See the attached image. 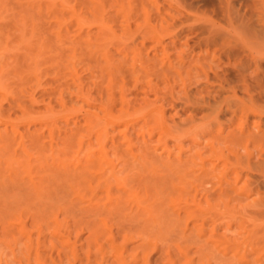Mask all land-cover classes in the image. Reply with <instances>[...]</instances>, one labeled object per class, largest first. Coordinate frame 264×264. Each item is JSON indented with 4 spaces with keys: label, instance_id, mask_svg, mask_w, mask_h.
Returning a JSON list of instances; mask_svg holds the SVG:
<instances>
[{
    "label": "bare ground",
    "instance_id": "6f19581e",
    "mask_svg": "<svg viewBox=\"0 0 264 264\" xmlns=\"http://www.w3.org/2000/svg\"><path fill=\"white\" fill-rule=\"evenodd\" d=\"M169 1V5H163L168 6V10L167 8L164 9L166 13H163V17H161L167 24L162 26L163 28L155 30H167L170 33L173 28L176 30L180 28L183 29V34L184 29L188 27L187 32L193 31L196 28L195 25L189 24V18L185 17L178 9L180 0H174L175 5L173 0ZM235 1L237 0H220L221 4H223L221 5L223 15L230 21L238 22V25L240 23L241 26L248 27L247 30L250 34L258 36L262 31L264 32V16L253 11L242 12L241 6L243 3L237 8ZM78 2L82 3L81 5L84 4L86 8L93 9L94 15L96 12L102 15V17L98 16L97 18L101 26H103V0H79ZM158 2L161 3L160 1ZM44 9L41 2L29 0L23 10L22 18L24 20H39L44 14ZM49 10L53 12L54 18L60 24L63 25L66 22V18L62 16L63 14L59 10L56 8ZM51 11L49 13H52ZM159 13L162 15L160 9ZM175 29H173L174 34L176 33ZM206 30L214 42L226 37L225 33L215 29L208 28ZM82 33L80 32L78 35L75 34L73 36L60 35L61 44L49 56V59L51 60L50 69L58 68L55 77L64 71L62 69H65L66 72H64L67 73L65 78L71 76L70 79L72 81L69 80V82L72 84L69 83L67 85L71 89L66 87L68 92L69 89L71 90L68 93L70 97L67 94L65 95H67L68 99H65L64 96L59 97L65 106H67L69 101L75 103L78 100H82L85 105L89 106L96 104L95 109L92 106L90 107L91 110L86 106V110L88 109L89 111L83 114L84 117L82 115L83 118L76 117L72 118V120L65 118L67 123L73 121L74 125L77 127L79 125L78 129L83 127L81 125L86 122L85 124L91 127L88 130H91L84 134L85 130H83V127V129L81 128L82 131L79 129L80 131L76 132V127L74 128L72 124L71 128L75 132L72 131L71 133L70 130L68 131L71 128H68L66 131L71 134L64 135V133H60L61 129L55 128V125L53 130H51L50 125V130L56 131L51 132V134L49 132L50 138L46 142L50 143L51 141L54 143L53 136H55V139H58L56 138L58 136L52 133H60V137L62 135L67 137V139H64L65 137L62 136V141L66 140L67 143L64 141L63 145L68 144V147L65 146V148L69 149V151L68 149L66 150L68 153L65 152L62 145L61 148L63 150L60 147L57 149L62 152L53 150L54 148L50 147H57L53 143H50L53 145L49 146L50 149L47 147L49 143L46 145L48 148L46 149L47 154L44 152L45 154L35 155L38 152L34 154L30 150L33 153L31 154L28 152L29 150L24 148L27 151L24 154L22 149L19 154L17 152V156L20 157L21 155L20 159L23 157L20 160L16 156L17 160H20L19 164L16 163L18 162L17 160L13 162L15 164L13 166L10 165L9 170H5V174H8L6 176L2 172L3 177H1L2 175L0 176V264H264V232L257 231L256 224L253 229H247L248 234L245 232L240 233L230 223L223 228L222 222L219 221L220 218L217 217V214H214L216 212L209 211L211 209L219 211L217 202L216 204H210V201L212 202L214 198L219 200L216 195H219L221 199L224 195L240 194V189L245 190V192H242L246 196L257 194L253 189H248L247 185L240 186L243 170L238 177L233 175L234 173L236 174L235 171L231 173L233 176L228 175L230 177L227 178L228 180L220 179L217 182L218 184L213 183V186L211 185V188L207 190L204 196L207 197V202L209 203L208 208L205 207L206 209L202 205L198 209L188 205L187 209L185 207L182 208L183 214L179 205L174 206L173 204L169 206L168 203L172 204L176 201L175 198H171L172 192L174 193L178 189L184 191L190 182H202L205 178H209L208 181L211 182L210 180L215 175V177H221L218 176L217 166L219 164H216V162L223 158L224 148L211 150L210 157L203 159L201 152L184 154L185 156H183V150H180V152L175 149L170 150L167 143L154 146L150 139L142 142L140 140L141 134L135 137L133 129L139 123L134 116L136 109H144L153 104L150 102L148 89L144 91V96L141 93V98L139 96L140 93L138 94L134 90L137 89L139 91L143 88H140V84H137V82L140 83V80H137L138 78L132 76L137 82L134 81L133 87H125V79L127 77L123 78V76L127 74L128 70L131 71V74L128 73L130 75H134V72L132 73L134 70L135 72H140L134 68L137 64L135 66L133 61L137 63V60L131 59L130 55L128 56L130 52L127 53V51H130L131 43L118 42L117 40L109 41L103 37L93 39L92 35L89 34L90 32ZM179 33L181 34V32ZM179 33L177 31L175 35L177 37L181 36L182 34L180 35ZM168 43L163 37L158 38L154 44V53L146 52L145 56H142L149 63L153 62L152 65L154 63L156 65L161 64L159 65L161 69L156 68L157 72L153 70L154 74L157 73L158 76H162L167 71L169 72L171 68L173 70L176 69V65L179 66V63L180 66H183L187 62V60L184 61V57L188 55L181 57V53L185 52H181V55H178L180 56L179 58L177 55L172 57L168 50ZM185 44L188 45V41ZM131 45H133L132 47L137 46L134 42ZM194 45L201 47V44L197 42ZM112 47L118 48L117 50L121 48L123 51L128 49L125 52L127 55L125 54V57H123V54L120 53L122 55H119L123 58L120 57L116 51V54L114 53ZM189 51H191L190 53L193 51V53L192 56L188 57V59H191L187 63L195 59L194 62H197L201 56L200 52H197V57L193 59L192 57L196 50L194 48V50L191 49ZM254 51L256 52L255 49H252V47L248 48L247 45H237L231 49L232 54L240 65L241 63L242 66L244 63L247 64L244 69H239L241 74L238 77V82L243 77L246 85L248 83L244 72L246 70H254L255 67L256 73V70L259 71L261 68V62H258L259 58L264 59V53L263 55L260 53L261 58L260 55H254ZM133 58L136 59L135 57ZM131 60H133L132 63L130 62ZM128 61L131 65L128 64ZM181 62L184 63L182 64ZM192 62L191 64L186 63V65L192 68L189 69V73L195 74L193 77L199 75L196 77H199L198 80L201 82L197 80L198 86L195 84L196 80H192L195 81L193 84H195L196 89L188 90V87L184 84L190 78L188 76L186 79L183 76L181 72L183 67L181 69L179 68L180 66L178 67L177 74L180 75V79H178L184 86L185 101L199 103L198 94L203 90L202 87L206 86H203L201 73H198L200 70L191 67ZM252 62L254 63L252 64ZM162 67H168L169 69L162 70ZM193 68L197 71V75L192 72ZM85 71L88 72L86 73ZM263 71L262 74H264ZM256 74L258 82L262 86L264 84V75L260 77L259 72ZM63 75L64 73H62ZM201 75L203 76V74ZM120 76L124 79V83L122 87H116ZM62 79L64 81V77ZM85 79H88V82ZM151 82L147 83L151 89V91L149 89L150 93L155 88V82ZM62 83L60 84L62 85ZM72 85L74 86L72 87ZM145 85L143 86L145 87ZM153 86L154 88H152ZM62 91L65 93V90ZM64 93L62 94L61 92V95H64ZM133 93L135 95L130 97V94L133 95ZM154 93L156 96L158 95L156 91ZM30 97L32 100L30 103L33 102L32 104H35L38 98L36 100L34 94ZM97 104H99L98 107ZM69 105L71 104L69 103ZM262 107L260 105L257 106L254 110H251V115H247L244 119L239 117V125L237 122L236 124L240 127L234 128L235 134L233 135L240 138L244 134H248L253 139H264V112ZM68 108L69 106L65 107L66 112H73L71 111L72 109L68 110ZM157 112L160 114H158L160 121L157 119V122L162 124L160 125L161 135L157 137V140L161 142L163 138H168L174 134L172 131L167 130L164 120L165 113L159 110ZM62 114L69 115L67 113ZM254 114L257 118H255ZM56 118L53 120H60ZM63 120L61 118L62 122H64ZM60 123L58 121V124ZM129 127H132V130ZM18 128L13 127L14 136L18 135H16ZM59 130L61 131L59 132ZM6 132H9V137L11 134L8 128ZM79 132L83 134L81 136L85 135L86 138L84 139L80 135L77 138L78 134H80ZM18 133L20 134V131ZM28 133L26 134L28 135ZM31 133L33 134V132L29 134ZM74 133L77 135L78 142L75 140ZM38 134L36 137L37 139L39 138L38 140L33 139L34 134L32 136L28 135L32 137L30 141L33 142L34 140L36 142L46 139L45 136L41 139ZM71 135L74 138H70L72 137ZM196 135L194 142L200 144L203 132L199 131ZM5 136L3 135L2 137L6 138ZM20 136L25 139L24 135L22 136L21 134ZM9 138L12 140L14 137L10 136ZM72 139L75 141L74 145H72L73 142H68L72 141ZM60 140L59 138L58 142L62 143ZM9 143L3 144H7L6 146L8 147ZM17 144L19 145V143ZM40 144L37 143L38 148ZM34 145L36 144L34 143ZM36 147L34 146V148ZM41 147L39 149L36 148L37 151L43 152ZM51 149L52 152L50 151ZM43 150L46 151L45 149ZM198 156L200 158L199 161ZM16 158L14 156L13 159L15 160ZM239 159H237V163L241 162ZM9 161L11 160L9 159ZM243 162L249 165V159H246V162L242 161L241 164ZM213 174L214 176L212 177ZM170 199L174 201H171V203L169 202ZM177 207H179L180 211H178L183 216L177 210L173 211L178 209ZM260 207L262 208L263 206ZM260 207L258 208L259 210ZM255 212L258 213L259 211L252 210L250 214ZM84 233H86V236H83ZM155 236L161 237V243L157 244L153 240ZM151 244L155 245L154 248H151Z\"/></svg>",
    "mask_w": 264,
    "mask_h": 264
},
{
    "label": "rangeland",
    "instance_id": "374dc122",
    "mask_svg": "<svg viewBox=\"0 0 264 264\" xmlns=\"http://www.w3.org/2000/svg\"><path fill=\"white\" fill-rule=\"evenodd\" d=\"M28 1L29 0H0V85L2 86V90L0 88V133L2 132V136L6 135V138L0 135V137L2 138H0V176L2 175V172L4 176L8 175L5 174V170H7L8 168L10 169V165L13 166L15 164L13 162H15L17 158L20 159L21 155L20 157L17 156V152L19 154L21 152V149L24 151L23 154L27 152L26 150H24L25 148L29 150L28 152H30L31 154H33L32 152H34V154L35 152H38L35 154L37 155L42 153L45 154L44 152H46L47 154L46 149H48L49 146L53 145H57V147L55 146L50 148H54L53 150L62 152L57 150L58 147L63 150L61 148L62 145L64 146L63 148L65 149V152L68 153L66 151L68 148H65V146L68 147V144L63 145V142H66V140L62 141V136H64L65 134L70 135L72 131H74V129L71 128L73 121H70L71 123H67L65 118H70L71 120L72 118L74 119L76 117L81 118L83 114L89 111L88 109L86 110V106L91 110L90 107L92 106V108L95 109L96 104H93L94 106H89L85 105L82 100H78V102L75 103L69 101L67 103V106H69L68 110L72 109L71 111H73L74 113L70 111V113L66 112L67 110L65 109V107L67 108V106L62 103V100L59 97L64 96L65 99H68L67 95H69L68 93L71 92V87H67V85L71 83L69 82V80H71V76L65 78L67 73H65V69H62L65 72L61 70L62 72L59 73V75L57 74L60 77H55L58 68L55 67L53 69H50L51 60L49 59V56L52 55L55 52L54 50H56V48L61 44L59 39L60 35L63 34L66 36H73L75 34L78 35L80 32L81 34H83L82 32H84V34L90 32L89 34L92 35L93 39H95L96 37H103L105 38V40L109 41L117 40L118 42L121 41L129 44H132V42H134L137 45L136 47H132L133 45L130 44V51H127V53L130 52L128 53V56L130 55L129 57H131V59L135 61L137 60V63H135L133 60H131L130 62L132 63L133 61L135 66L137 64V66L134 68H136L140 72H135L134 70L132 71V73L134 72V75H130L131 71L128 70L127 74L123 76V78L127 77L125 79V87H133L132 85L134 81L137 82V80H140V83L137 82V84H140V88L143 87L144 89L142 88L143 90L141 89L139 91H137V89L134 90L138 92V94L140 93L139 96L141 98V93H143L142 96H144V91L148 89L147 91L149 92L151 99L150 102L153 105L149 107L147 106L144 109L142 108L143 110L136 109L134 116L137 121H139V123L133 129V135L135 137L141 134L142 137L140 140L142 142L150 139L152 141V145L154 146L157 144L162 145L167 143L170 150L175 149L177 152L183 150V156H185L186 154H197L201 152V156L203 157V159H208L207 157H210L209 154L211 150L215 148H224L223 158L216 162V164H219L217 166L218 176L221 177H215L216 175L214 176L213 174L212 177H214H211V182L208 181L209 178H205V180H203L202 182H190L184 191H182L181 189H175L176 191L174 193L172 191H169L172 192L171 198H175L176 203L173 202L174 200L172 201L170 199L169 202L172 201L173 203H168V205H179V207H181V213H183L182 208L185 207L187 209L188 205L196 209L200 208V205H202L203 208L206 209L205 207L208 208L209 203L207 202V197L204 196L207 190L211 188V185L213 183H217L220 179L228 180L227 178H230L228 175H234L238 177L240 175V172H242L243 170V176L241 175L242 179L240 178V186L247 185L248 189H253L257 192V194L246 196L243 193L245 192V190L240 189V194L237 195H224L221 199L219 198V195H216L219 200H216L214 198L212 199V202L210 201V204H216L217 202L219 204V211H216L214 209H211L209 211L216 212L214 214H217V217L220 218L219 221L222 222L223 228L228 226V224L230 223L234 227V229L236 228L237 232L247 233V229H253L254 225L256 224L255 226L257 227V231L264 232V139H253L252 137H249L248 134H244L242 137L239 136L240 138H238L236 135V137L233 135L235 134L234 128L237 129L238 127H240L238 126L239 117H242L244 119L247 115H251V110H254L259 105L263 106L262 110L264 112V84H262V86L261 84H259L256 74L257 72H259L260 77L264 75L262 74V71L264 69V59L262 60L258 56L259 60H261H258V62H261V68L259 71L256 70V73L255 67L254 70H246L244 72L248 83L247 86L243 77H240L241 81L238 82V77L241 74L239 69H244L247 64L244 63V65L242 66L241 63L240 65L239 61L231 52V49L234 46L247 45L248 48L252 47V49L256 50V52H253L254 55H260V57L262 58L261 54L263 55L264 53L263 31L258 36L253 35L250 34L247 30L248 27L244 25L241 26L240 23L238 25V22L230 21L223 15L221 7V5L223 4H221L220 0H180L178 9L185 15V17L187 16L189 18V24H193V26L195 25L196 28L193 31L187 32V27L186 29H184L185 33L183 32V34V29L179 28L178 30H176L175 28H173L176 30V33L177 31L178 33L181 32L182 35L179 33L181 35L179 37L175 35L176 33L174 34V30L172 28H170L172 29V32H170L171 30L169 29L170 33H168L167 30H155L157 28H163L162 26L167 24V22L163 21L161 17H163V13H166L164 9L168 7L163 5H169V0H157L161 3H157V1L155 0H103V26H101V23L97 18L98 16L102 17V15H100L98 12H96V14L94 15L93 9L86 8L84 4L81 5L82 3L78 2L79 0H37L38 2H41L43 8H45L44 14L41 16V19L39 18V20L37 19L36 21H34L33 19L24 20L22 18L23 10L27 6ZM241 3H243V5L241 6L242 12L253 11L255 13H258L259 15L264 16V1L237 0L235 1L236 7H240ZM173 4L175 5L174 0ZM54 8L59 10V12L63 14L62 16L66 18V22L64 21L65 23H63V25L54 18L53 12L49 10ZM159 9L160 11H162V15H160ZM90 10L92 11L90 12ZM49 11H51L52 13H49ZM49 21L52 25L49 23ZM208 28H212L225 33V40L219 39L214 42L212 37H210L207 33L206 29ZM162 37L167 42H169L168 50L172 57H176L177 55V57L179 58L180 56L178 55L182 54L183 56L181 55V57H184V55H188L184 57L185 59L183 58L184 61L187 60L188 62V60L191 59H188V57L192 56L193 53V51L192 53H190L191 51L189 50H194V48L196 50L193 54V59L197 57V52H200L199 54H201V56L199 57L198 55L199 59L197 58V62H194L196 59L191 60L190 63L186 62L187 64H191V62L193 61L192 66H190L196 68V70H200V72L198 73L203 74V76L201 74L200 76L202 78L201 80H203V86L206 87H202L203 90L198 94L200 98L199 103L185 101L184 86L183 83L179 80L180 75L177 74L179 68L181 69V67H183L181 70L183 76L186 77V79L188 76L190 78L184 84H186L188 90L192 91V89H196L195 84L196 86H198L197 80L199 78H196L199 75H197L198 73H196L197 71H195L194 68L192 72L196 73V77H193L195 74L189 73V69L192 68H189V66L184 62L183 63L185 65L180 66L179 63L180 67L176 65V69L173 70L171 68V72V69L169 70L170 74H168L169 72L167 71L166 73H163L162 76L159 75V77L157 73H155L156 75L154 74L153 70L157 72L156 68L161 69V67L159 66L161 64H157V67V65L154 63L156 66L155 67L154 64L152 65L153 62L150 61L151 63H149V61L143 59L146 52H149L151 54L154 53V44L155 42H157L158 38ZM187 41L189 43L188 45L185 44ZM195 42L200 43L201 47L197 45L196 47L194 45ZM182 46L185 48L181 49L183 48ZM117 49L112 47V50H114L115 54L116 52L117 55L122 53L123 55H120H122L123 57H125V54L127 55V53L125 52L128 49H125V51H123V49L121 50V48L119 50ZM181 52L187 53L185 54ZM133 57H135L136 59H134ZM131 63L129 64L128 61L129 65H131ZM253 63L254 62H252V64ZM163 67L162 70L168 68ZM62 73H64L63 76ZM132 76L138 79H133ZM63 77L65 82L62 81ZM205 77H207L208 79ZM123 78L122 76L118 78L119 83L116 87H122V84L124 83ZM194 79L196 80V83L195 81H192ZM85 80L88 82V79ZM149 81L155 82H153L155 88L153 86L152 88L154 89L152 90L157 92V96L154 91L150 93L151 89L149 87V84H147ZM60 83H62V85ZM143 85H145V87ZM73 86L74 85H72V87ZM66 87L70 88L69 92ZM62 90H65V93ZM60 91L62 92V94L64 93V95H61ZM33 94L35 95L36 100L38 98L37 102H34L35 104H32L33 102L30 103V101H32L30 96H32ZM134 95V93L133 95L130 94V97H133ZM69 103L71 105H69ZM21 104L22 106H20ZM98 106L99 104H97V107ZM157 110L165 113L164 120L167 125V130H169L170 132L172 131L174 134L173 136H170L168 138H163L161 142L157 140V137L161 135L160 125H162L160 124L161 122L159 124L157 122L159 114ZM62 113H67L70 116ZM54 118L60 120H56V122L55 120H53ZM61 118L62 120L64 119L63 121L66 124L70 125L66 126V124L61 121ZM255 118H257L256 115ZM58 121H60L61 123L58 124ZM158 121L160 120L158 119ZM236 122L238 125L236 124ZM85 123L86 122H84L85 126L81 125L84 127V129L83 127L81 128L85 130L84 134H87V132L91 130H88V128L91 127H88L89 125L87 126V124ZM81 124L83 123L81 122ZM50 125L52 129L50 128ZM54 125L55 128L62 130H59V132L61 131L60 133H64V135H62L61 137L59 136L60 133H52L53 135L58 136L56 138H60V141H62V143L58 142V139H55V136L52 135L54 137V143L50 141V143H53V145H51L49 142L48 145L46 140L48 141L50 138L49 132L51 134V132L56 131H51L53 130ZM73 126L74 128H77V130L75 128L76 132L79 129L81 130V128L78 129L79 125L77 127L73 124ZM13 127H19L17 130L20 131V134L18 133V131H16L17 133H15L16 135H18L14 136ZM7 128L8 131H10V136L14 137L12 140L11 138H9L10 136L8 137L9 132H6ZM67 129L68 131L70 130L71 133H68L66 131ZM129 129L132 130V127H129ZM199 131L203 132V135L200 138L201 143L197 144L194 142V139L197 137L196 133H198ZM28 132H33V134L36 135L34 136L32 133L29 134ZM26 133L31 136L33 135V139L35 138L36 140L39 139L36 138L38 133V135L41 136V139L43 136H45L46 139H42L36 142L38 144L41 143L39 145V148L43 145L41 149L43 148L46 151H44L43 149L41 150L43 152H40V150L37 151L36 148H38V145L34 141L35 139L33 140V142H31L30 138L32 137L28 136ZM79 133L80 134H78V136L74 133V137L76 138L77 136V138H79L81 135H83L81 132ZM21 134L22 136H25V139L21 138ZM74 137L72 136L70 138ZM81 137H83L84 139L86 138L85 135ZM77 138L75 140L78 142ZM64 139H67V137H65ZM1 140L4 142H2ZM6 142H10L8 145L11 146L7 147V144H3ZM68 142H73L72 145H74L75 141H73L72 139V141L70 140ZM17 143H19V145ZM34 143L37 145V147L36 145H34ZM46 145H48V148L46 147ZM34 146L36 148H34ZM50 151L52 152V149ZM111 153L114 154L112 151ZM8 154L11 156L9 157ZM1 156L6 160H4ZM14 156L15 158L17 156L15 160L13 159ZM22 158L20 160H22ZM239 158H241L242 160ZM9 159L11 161H9ZM237 159H239L241 162H246V159H249V165H246L247 163L245 164L244 162L243 164H241V162L237 163ZM20 160H17L18 162L16 163L19 164ZM199 160L200 158L198 156V161ZM235 171L236 174L234 173ZM231 173L234 174L232 175ZM33 175H35V173H33ZM1 177H3V175ZM27 179L29 178L27 177ZM258 205L259 207L263 206L262 208L260 207L261 212L258 209ZM179 207H177L178 209L174 208L175 210L173 211H178ZM252 210H258L260 213L255 212L253 214H250V211ZM179 211L178 213H180ZM181 213L180 215H182ZM83 236H86V233H84ZM153 240L157 244L161 243V237L155 236V239ZM154 246V244H151V248H154Z\"/></svg>",
    "mask_w": 264,
    "mask_h": 264
}]
</instances>
